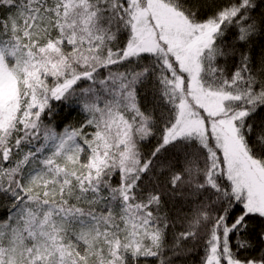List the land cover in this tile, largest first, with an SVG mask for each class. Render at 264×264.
<instances>
[{
	"label": "snow or ice",
	"instance_id": "6c2138e0",
	"mask_svg": "<svg viewBox=\"0 0 264 264\" xmlns=\"http://www.w3.org/2000/svg\"><path fill=\"white\" fill-rule=\"evenodd\" d=\"M0 264H264V0H0Z\"/></svg>",
	"mask_w": 264,
	"mask_h": 264
}]
</instances>
